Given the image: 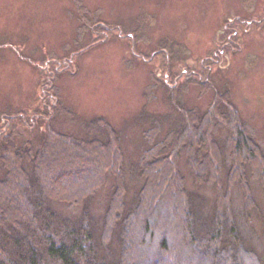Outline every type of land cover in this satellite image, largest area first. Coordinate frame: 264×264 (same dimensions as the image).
Returning a JSON list of instances; mask_svg holds the SVG:
<instances>
[{
	"label": "rangeland",
	"instance_id": "obj_1",
	"mask_svg": "<svg viewBox=\"0 0 264 264\" xmlns=\"http://www.w3.org/2000/svg\"><path fill=\"white\" fill-rule=\"evenodd\" d=\"M221 93L264 152V0H0V133L37 145L50 128L82 137L83 123L102 118L119 134L127 207L142 184L137 163L181 121L180 107L205 114ZM215 136L223 147L227 129ZM178 170L208 215L213 185L194 181L187 154ZM112 185L108 174L86 202L96 232ZM250 188L254 208L244 213L239 187L232 204L264 256V193L252 178ZM52 205L65 218L83 209Z\"/></svg>",
	"mask_w": 264,
	"mask_h": 264
},
{
	"label": "trees",
	"instance_id": "obj_2",
	"mask_svg": "<svg viewBox=\"0 0 264 264\" xmlns=\"http://www.w3.org/2000/svg\"><path fill=\"white\" fill-rule=\"evenodd\" d=\"M179 110L181 121L137 163L142 184L130 207L119 134L102 118L83 123L82 137L50 128L37 145L18 147L14 133H0V264H264L245 242L231 199L239 187L244 213L256 206L250 178L264 193V152L222 93L205 114ZM222 127L223 147L215 136ZM150 130L149 141L157 125ZM182 154L194 181L214 187L206 216L178 170ZM108 174L113 185L96 232L86 202ZM53 202L83 209L65 218ZM261 238L264 245V229Z\"/></svg>",
	"mask_w": 264,
	"mask_h": 264
}]
</instances>
